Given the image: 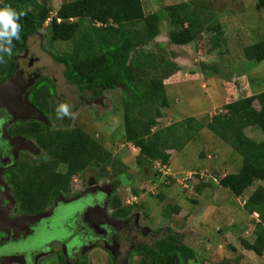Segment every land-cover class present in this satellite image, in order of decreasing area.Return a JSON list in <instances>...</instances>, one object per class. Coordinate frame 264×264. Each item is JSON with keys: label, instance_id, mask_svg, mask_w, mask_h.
Instances as JSON below:
<instances>
[{"label": "trees", "instance_id": "1", "mask_svg": "<svg viewBox=\"0 0 264 264\" xmlns=\"http://www.w3.org/2000/svg\"><path fill=\"white\" fill-rule=\"evenodd\" d=\"M11 7L24 13L20 39L12 42V54L3 53L0 63V80L10 78L16 68V55L28 49V40L48 22L50 43H71L67 52L54 53V60L63 66L62 76L80 91L100 93L122 86V109L124 142L138 150L137 165H160L167 167L169 151H181L203 128L216 136L241 159L238 172L227 174L218 180V186L240 198L256 181H264V91L247 97H238L222 107L205 124L186 118L178 124L161 127L157 125L164 110L168 109L166 93L168 83L162 74L181 71L173 61L161 53L147 51L149 43L156 45L160 18L158 13L146 14L142 0H73L62 3L54 16L48 0H0V8ZM256 10L264 11V0H257ZM172 30L168 41L174 46H187L209 34L211 50L225 45L223 28L204 0H192L166 7ZM11 47V45H6ZM243 57L248 62L259 64L264 60V38L245 46ZM174 71V72H173ZM213 74L218 69H213ZM51 87L38 83L30 101L39 105L42 113L48 114ZM257 105L258 108L255 107ZM178 125V126H177ZM45 135H38L37 142L43 149L53 150L59 164L66 166V175L78 174L87 166H100L103 171L111 166L112 154L80 128L54 130L44 126ZM256 129L262 139L256 141L246 135V130ZM122 167L124 165L122 164ZM65 176L54 175L46 180L40 192H29L23 208L30 203L43 208L52 203L58 191L65 190ZM165 179L173 180L172 177ZM203 186V185H202ZM198 191V187L196 188ZM137 195L136 191H133ZM118 215L131 212L118 197L109 199ZM43 206V207H42ZM243 211L248 216L256 215L252 230L253 241L241 238L244 251L257 257L264 255V186H257L246 198ZM180 208L167 207L164 216L177 215ZM167 236L153 246H143L135 251L141 257L140 264H194L197 253L189 246L177 243L169 229ZM79 264H86L84 260ZM230 264V263H220Z\"/></svg>", "mask_w": 264, "mask_h": 264}, {"label": "rangeland", "instance_id": "2", "mask_svg": "<svg viewBox=\"0 0 264 264\" xmlns=\"http://www.w3.org/2000/svg\"><path fill=\"white\" fill-rule=\"evenodd\" d=\"M48 1L52 8L51 16H54L62 3L73 0ZM190 1L142 0L144 12L147 15L158 13L160 18L156 45L149 43L144 49L161 53L159 46H162L166 59L175 62L181 69L162 74L168 83L169 107L157 123L161 127L178 124L186 118H193L205 126L213 115L222 112L225 104L238 97H249L264 91V60L254 64L245 60L242 53L245 46L264 38V11L256 10L257 0H204L223 28L225 45L218 50L210 49L209 34L201 35L197 42L187 46L169 43L168 33L172 26L166 7ZM48 22L29 38L28 52L22 57V60L38 58L39 65L45 67L43 73L49 74L56 83L49 101L47 123L58 130L80 128L113 156L111 166L105 171L92 165L83 178L86 180L93 175L106 179L108 185L105 188L111 190V195L116 192L124 207L131 213L136 211L139 214L138 227L150 239L143 240V243L165 238L169 229L177 243L195 250L198 261L194 264H264V255L257 257L244 251L239 243L241 238L253 241L252 230L257 217L246 215L243 204L257 186H264V181L254 182L240 198L219 187V178L238 172L241 159L206 128L199 131L181 151L168 152L170 160L166 169L160 165L159 169L157 165L138 166V150L123 139V87L97 94L82 92L66 82L62 76L63 66L53 58L54 53L67 52L71 43H50ZM17 58L20 54L16 55ZM214 68L218 69L217 74L212 73ZM61 105L68 107L67 115L57 111ZM255 107L258 108L257 105ZM245 133L256 141L262 139L256 129H248ZM25 157L36 162L31 154H25ZM65 170L63 166L57 168L60 173ZM168 176H172L173 180L165 179ZM119 178L121 182L117 181ZM83 182L85 188L86 181ZM111 183H117L116 191H113ZM77 185L78 179L74 178L70 189L77 190ZM173 206L179 207L180 212L165 217V209ZM106 209H102V218L109 219L110 212ZM88 256L86 264L141 262L140 256L132 260L117 258L109 261L100 249L91 250Z\"/></svg>", "mask_w": 264, "mask_h": 264}, {"label": "flooded vegetation", "instance_id": "3", "mask_svg": "<svg viewBox=\"0 0 264 264\" xmlns=\"http://www.w3.org/2000/svg\"><path fill=\"white\" fill-rule=\"evenodd\" d=\"M27 52L20 53L13 75L0 80V87L11 86V93L0 92V264H79L96 249L109 261L138 258L135 251L151 247L155 241L143 243L150 239L138 227L136 209L128 216L118 215L109 203L118 194L111 195L105 188L106 179L93 175L83 178L92 165L67 176L66 170L57 172L59 166H66L53 157L52 148L43 149L38 144V135L47 132L44 126L50 127L49 116L30 101V96L38 83L51 87L52 93L56 83L43 73L45 67L39 65L38 58L22 60ZM20 89L24 91L19 99ZM25 154L35 156L36 162L27 160ZM54 175L65 176L66 183L65 190L52 197L51 205L41 213H34L40 206L33 203L23 208L27 194L39 193ZM74 178L78 179L77 190L70 189ZM117 181L121 182L120 178ZM116 184L111 183L113 191ZM106 207L109 219L102 218Z\"/></svg>", "mask_w": 264, "mask_h": 264}, {"label": "clouds", "instance_id": "4", "mask_svg": "<svg viewBox=\"0 0 264 264\" xmlns=\"http://www.w3.org/2000/svg\"><path fill=\"white\" fill-rule=\"evenodd\" d=\"M22 15L24 13H18L11 7L0 8V63L3 62V53H7L9 56L12 54L13 40L20 39L21 25L18 21ZM6 45H11V47H7ZM57 111L67 115L68 107L61 105Z\"/></svg>", "mask_w": 264, "mask_h": 264}, {"label": "water", "instance_id": "5", "mask_svg": "<svg viewBox=\"0 0 264 264\" xmlns=\"http://www.w3.org/2000/svg\"><path fill=\"white\" fill-rule=\"evenodd\" d=\"M10 88H11V86H9L7 89L4 87H0V92H2V90H3V93H5L6 91H7V93H11ZM22 88H24V90H25L26 86H23ZM24 90L20 89V91L18 92L17 96L19 97V99H20L21 94L23 93ZM3 105H5V104H3Z\"/></svg>", "mask_w": 264, "mask_h": 264}, {"label": "built area", "instance_id": "6", "mask_svg": "<svg viewBox=\"0 0 264 264\" xmlns=\"http://www.w3.org/2000/svg\"><path fill=\"white\" fill-rule=\"evenodd\" d=\"M163 168H164V167H163ZM157 169H159V168H158V165H157ZM164 169H166V168H164ZM163 174L165 175V172H164Z\"/></svg>", "mask_w": 264, "mask_h": 264}]
</instances>
